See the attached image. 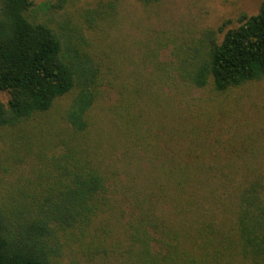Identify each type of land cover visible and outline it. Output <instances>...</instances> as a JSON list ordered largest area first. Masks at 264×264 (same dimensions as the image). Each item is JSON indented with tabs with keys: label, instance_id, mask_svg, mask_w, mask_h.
I'll return each instance as SVG.
<instances>
[{
	"label": "trees",
	"instance_id": "trees-1",
	"mask_svg": "<svg viewBox=\"0 0 264 264\" xmlns=\"http://www.w3.org/2000/svg\"><path fill=\"white\" fill-rule=\"evenodd\" d=\"M49 1L59 11L71 0ZM34 6L0 0V130L24 135L16 147L30 168L0 192V264H61L68 251L101 246L116 264H264V170L228 147L235 135L222 118L229 93L264 81V0L237 25L193 35L165 62L171 38L137 58L123 48L119 78L107 79L103 145L88 132L104 98L89 44ZM75 91L67 127L47 129L38 146L42 116ZM109 226L119 231L111 246Z\"/></svg>",
	"mask_w": 264,
	"mask_h": 264
},
{
	"label": "rangeland",
	"instance_id": "rangeland-1",
	"mask_svg": "<svg viewBox=\"0 0 264 264\" xmlns=\"http://www.w3.org/2000/svg\"><path fill=\"white\" fill-rule=\"evenodd\" d=\"M33 1L34 15L52 23L62 34L68 35L72 26L79 28L89 44L83 50L88 52L92 61L89 67L95 73L98 70L100 79L97 89L103 93L104 98L98 97L88 116V135L93 140H100L103 136V145L109 138L104 114L112 104V96L107 92V79L119 78V52L123 48L129 50L127 56L137 58L139 54L154 49L160 39L171 38L175 42L166 50L167 57H160L161 61L168 60L180 50L182 43L190 44L193 35L196 37L204 30L217 29L228 20L232 21L229 26L232 27L237 25L242 14H256L263 0H162L153 6H145L136 0H71L64 10L59 11L51 8L49 0ZM88 16L92 22L87 20ZM200 94L213 98L210 89ZM76 95L77 91L60 98L54 108L42 116L46 120L40 127L43 134L38 133L34 143L43 147V140L50 137L46 133L47 129L53 132V128L58 130L59 127H67L66 112L74 103ZM227 97L231 110L222 117L226 121L223 124L224 128L231 127L230 135H235L228 147L234 151H247L248 156L260 161V168L264 170V81L234 89ZM0 98L6 101L7 95L0 92ZM0 134V192H4L9 182L12 183L21 173H29L30 168L27 166L29 159L19 158L24 155L16 147V142L24 138V135L10 130H0ZM24 153L27 154V151L24 150ZM12 169L11 178V172L7 171ZM107 229L112 231L105 243L111 246L119 231L111 226ZM100 248L90 253L68 251L61 264H100L102 260L106 264H116L106 258L102 246Z\"/></svg>",
	"mask_w": 264,
	"mask_h": 264
}]
</instances>
